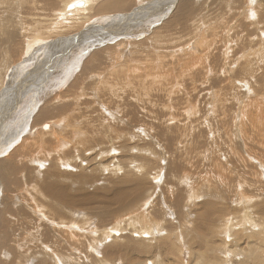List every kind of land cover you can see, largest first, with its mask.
<instances>
[{
    "label": "rangeland",
    "instance_id": "obj_1",
    "mask_svg": "<svg viewBox=\"0 0 264 264\" xmlns=\"http://www.w3.org/2000/svg\"><path fill=\"white\" fill-rule=\"evenodd\" d=\"M115 1L44 36L63 0H0V160L44 113L84 163L5 167L0 264H264V0Z\"/></svg>",
    "mask_w": 264,
    "mask_h": 264
},
{
    "label": "bare ground",
    "instance_id": "obj_2",
    "mask_svg": "<svg viewBox=\"0 0 264 264\" xmlns=\"http://www.w3.org/2000/svg\"><path fill=\"white\" fill-rule=\"evenodd\" d=\"M81 2H83V6H78L80 3H77L76 2V0H63V2H62V6H61V9L58 11V13L59 14H57L58 15V17H57V15H54V16H52V19H53V21L51 22V23H49V25H47V28L45 29L44 28V30H43V32L45 33V35L44 34H42L41 32V30L39 31V30H36V32L35 33H37L36 35H37V37L35 38V39H38L36 42H40V37L42 36V35H44V36H50L51 34L53 35V32H54V30L57 32H59L60 30H62V29H64V28H67L66 26H69V22L71 21V20H76L75 22L76 23H83V22H85L86 20H88L89 19V17H90V12H94V10L92 11V9H93V7H94V5H96L95 3L97 2V0H80ZM120 1V0H119ZM122 1V0H121ZM126 0H124V2H125ZM15 2V1H14ZM18 2V1H17ZM32 2H34V1H32ZM38 2H41V1H38ZM38 2H34V4H36V3H38ZM114 2L116 3V1L114 0ZM22 3V2H21ZM31 3V2H30ZM111 3H113V2H111ZM39 4V3H38ZM41 4V3H40ZM45 4V3H44ZM73 4H75L76 6L75 7H71V5H73ZM117 4V3H116ZM122 4V3H121ZM20 5V4H19ZM33 5V4H32ZM118 5V4H117ZM116 5V6H117ZM40 6V5H39ZM32 7V6H31ZM34 7H35V5H34ZM36 7L37 8H39L38 7V5H36ZM96 7V6H95ZM100 7H101V5H100ZM106 7V6H105ZM112 7V6H111ZM114 7H115V4H114ZM19 8V7H18ZM97 9H98V7H96ZM96 8H95V11H97L96 10ZM117 8V7H116ZM9 9V8H8ZM248 9V8H247ZM21 10V9H20ZM259 10V9H258ZM5 11V10H4ZM10 11V10H9ZM15 11H17V10H15ZM248 11V10H247ZM57 12V11H56ZM99 12H101V10L99 11ZM102 12H103V10H102ZM249 12H250V10H249ZM2 13V12H1ZM10 13H12V12H10ZM53 13H55V12H53ZM95 13V12H94ZM94 13H91V14H94ZM247 13V12H246ZM21 14V13H20ZM13 15H16V14H14L13 13ZM53 15V14H52ZM247 16H252L251 15V13H247L246 14ZM5 16H6V14H5ZM55 17H57V18H55ZM92 17V16H91ZM204 17V16H203ZM248 19H249V17H247ZM57 19V21H55ZM22 20V19H21ZM258 20L260 21V25H262V24H264L263 22H264V16L259 12V14H258ZM56 23H62L63 24V26L62 25H60L59 26V24H56ZM18 22V26H22L21 25V21H17ZM36 23V22H35ZM41 22H38V24H40ZM71 23H73V22H71ZM70 23V24H71ZM83 25V24H82ZM37 26H39V25H37ZM45 26V25H44ZM23 27V26H22ZM35 27V26H34ZM41 27V26H40ZM263 30H264V26H263V28H262ZM21 30V29H20ZM26 30V29H25ZM24 30V31H25ZM201 30V29H200ZM4 31V30H3ZM12 31V30H11ZM194 31V30H193ZM13 32V31H12ZM196 32V31H195ZM246 32V31H245ZM118 33V32H117ZM6 34H8L9 35V32L8 33H6ZM73 34V33H72ZM197 34V33H196ZM198 34H200V33H198ZM263 34H264V32H263ZM248 35V34H247ZM4 36V35H3ZM11 37V36H10ZM34 37V36H33ZM8 40V39H7ZM200 40V39H199ZM10 42V41H9ZM28 42H30V41H28ZM9 44V43H8ZM33 45H34V43H32ZM31 44V45H32ZM27 44H26V48L25 49H27ZM153 48H154V46H153ZM24 50V49H23ZM228 50V49H227ZM227 54V53H226ZM122 57V56H121ZM156 57V56H155ZM229 57V56H228ZM10 58V57H9ZM98 58V57H97ZM10 62V61H9ZM134 62V61H133ZM147 63V62H146ZM97 64V63H96ZM132 64V63H131ZM124 66H125V64H123ZM122 65V66H123ZM129 67V66H128ZM133 67V66H132ZM154 67V66H153ZM223 67V66H222ZM134 68H136V66H134ZM139 69H141V67L139 68ZM223 69V68H222ZM129 70V69H128ZM138 70V69H137ZM135 70L133 69V70H131L130 72H134ZM223 71V70H222ZM82 72V71H81ZM136 74V73H135ZM157 74V73H156ZM150 75V74H149ZM148 75V76H149ZM155 75V74H154ZM80 76V75H79ZM159 77V75H156V76H154L153 78H154V80H156L157 78ZM160 78H162V77H160ZM159 79V78H158ZM1 82V81H0ZM105 82V81H104ZM71 83V82H70ZM113 86V85H112ZM108 90H110V89H108ZM111 92V91H110ZM110 94V93H109ZM111 97V96H110ZM63 98V97H62ZM123 98V97H122ZM57 100V99H56ZM95 106V105H94ZM100 110V109H99ZM107 113L109 112L108 110L106 111ZM255 113H257V114H255L253 117H254V119H253V117H252V120H254V121H256L257 122V120H258V122H259V116H260V112L258 111V112H255ZM46 114V113H45ZM101 114V113H100ZM108 114H110V116H112V115H114L113 113H108ZM40 115V114H39ZM42 115V117H37L36 119H34L33 120V125L31 124V128L29 127L28 128V130H27V132L30 134V135H33V134H35V131H36V129H35V124H37V122H38V120L40 119V118H43L44 117V113L43 114H41ZM40 115V116H41ZM62 115H63V113H62ZM73 115V114H72ZM66 117L67 116H60L59 118V120L61 121H63L64 120V122H65V120H66ZM71 117V116H70ZM250 117V116H249ZM52 118H54V117H52ZM57 118V117H56ZM48 122H49V120H48ZM56 123H52L51 125H49V124H47V127H45V125H43L42 126V129H41V131L42 132H44L45 133V135H43L42 137H43V139L44 138H46V137H51L53 140H50V139H46L44 142L43 141H35L34 140V138L32 137V136H30L29 134H28V136H24L23 137V139H22V141L20 142V145L17 147V148H15L14 150H13V152L11 153V159L8 161V162H3L2 160H0V178L1 179H3L6 175H4V173H3V171L5 172V167L7 166V165H9V163H11V165H15V164H21L22 166H24L25 164H24V162H26V163H30L31 165H36L37 167H39V168H42V167H45L46 165V163L48 164L47 166L48 167H50V168H54L55 169V167H56V165H58V166H60V167H72L73 165H72V163H70L71 162V160L72 159H74V160H78V158H79V161H80V164H84V163H82V160L81 159H83L82 158V156L80 157L79 155H77V154H75V157L74 156H69L68 155V153H66L65 151H63V150H65V148H67V147H69L73 142H74V140H72L71 138H69V137H66V136H64V137H62L61 136V133H58L57 131H56V125H58V126H60L59 124H61V122L59 123V124H56ZM62 126H63V124H62ZM78 126V125H77ZM69 128H71L72 127V129H73V127H74V125L73 126H71V125H69L68 126ZM68 127H65L66 129L68 128ZM75 128H77V127H75ZM106 129H108V128H106ZM44 130V131H43ZM63 130V129H62ZM75 130V129H74ZM74 130L71 132V134L72 133H75L74 132ZM82 131V130H81ZM80 130H79V134L80 133H82ZM107 131V130H106ZM106 131H104V132H106ZM109 132V131H108ZM107 132V133H108ZM109 134V133H108ZM37 135V134H36ZM42 135V134H41ZM95 136V135H94ZM37 137V136H36ZM73 137V139L75 138V136H72ZM97 137V136H96ZM99 138V137H98ZM42 139V140H43ZM108 139V138H107ZM15 140V139H14ZM18 140V139H17ZM20 140V139H19ZM18 140V141H19ZM17 141V142H18ZM261 141V140H260ZM47 142V147H48V151H47V148H44V143H46ZM14 143V142H13ZM111 143V142H110ZM16 144V143H15ZM262 144V143H261ZM43 146V147H42ZM259 146H264V144H262V145H260L259 144ZM7 147V146H6ZM8 149V148H7ZM44 149H45V151H44ZM111 150H113V151H115L114 149H113V147H111L110 148ZM6 150V149H5ZM10 150V149H9ZM8 150V151H9ZM12 150V149H11ZM3 151V150H2ZM50 151V152H49ZM5 152V151H4ZM10 152V151H9ZM49 152V153H48ZM5 153H7V152H5ZM3 154V153H2ZM102 154H103V152L100 154V156H102ZM6 155H8V154H6ZM51 156H53L54 158L53 159H55V161L54 160H50V159H48V157H51ZM97 156V155H96ZM6 157H9V156H6ZM71 157V158H70ZM77 157V158H76ZM95 159V158H94ZM112 159V158H111ZM86 161H88L87 159H85ZM91 161V160H90ZM74 164V163H73ZM117 164V163H116ZM133 164V163H132ZM130 166H137L136 167V171L138 172V173H140V171H142L143 172V169L145 168L144 167V165H141V164H138V163H136V165H130ZM122 167V166H121ZM121 167H119V166H117V168H118V170H121L122 168ZM261 167V166H260ZM99 168H100V170H102L103 169V165H101V166H99ZM131 168V167H130ZM5 169V170H4ZM220 169V168H219ZM16 170H18V169H16ZM117 170V169H116ZM124 170V169H123ZM127 170H129V169H127ZM134 170V169H133ZM138 170H140V171H138ZM221 170V169H220ZM219 170V171H220ZM9 171V170H8ZM43 172H45L46 173V171H43ZM125 172V171H124ZM130 174V173H129ZM144 174V173H143ZM43 175H44V173H43ZM60 175V174H59ZM222 175V174H221ZM9 176V175H8ZM46 176V175H45ZM49 176H50V174H49ZM135 176V175H134ZM125 177H130V176H125ZM5 179V178H4ZM54 180H55V178H54ZM134 180V179H133ZM3 181V180H2ZM26 181V180H25ZM82 183V182H81ZM124 183V182H123ZM25 184V183H24ZM46 184V183H45ZM53 184V183H52ZM25 186V185H24ZM34 184L32 185V187H31V190H33L34 189ZM46 186V185H45ZM126 186V185H125ZM48 188V187H47ZM28 189V188H27ZM57 189V188H56ZM34 190H36V189H34ZM62 190V189H61ZM109 190V189H108ZM106 191H107V189H106ZM189 191V190H188ZM23 192V191H22ZM38 192V191H37ZM41 192V191H40ZM39 192V193H40ZM30 193H31V191H30ZM43 193H45L46 195H48L49 196V199H51L52 198V200H54V201H61V202H64V203H69V202H67L66 200H64L63 198H61V197H58V196H53L50 192H49V190L48 189H46V188H44V190H43ZM109 193V192H108ZM107 193V194H108ZM110 193H112V192H110ZM32 194V193H31ZM66 194V193H65ZM115 195V193H112L110 196H112V195ZM27 195V194H26ZM29 195V194H28ZM40 195V194H39ZM43 195V194H42ZM57 195V194H56ZM30 196V195H29ZM28 196V197H29ZM127 196L128 195H126V194H122V191L120 190V193H118L117 194V197L116 198H114V200L113 201H115L114 203H116V204H118L119 206H120V208L122 207V204L123 205H125L126 203H127V201H128V198H127ZM66 197V196H65ZM106 197H107V195H106ZM113 197V196H112ZM192 198H193V196H191ZM218 197V196H217ZM179 198V197H178ZM71 199V198H70ZM195 199H196V197H195ZM198 199V198H197ZM247 199V198H246ZM252 199V198H251ZM81 201V200H80ZM107 201V200H106ZM147 201V200H146ZM71 202V201H70ZM108 202V201H107ZM35 203V202H34ZM80 203V202H79ZM82 203V202H81ZM86 203V202H85ZM65 205V204H64ZM71 205V204H70ZM67 206V205H66ZM80 206V205H79ZM237 206V205H236ZM38 207V206H37ZM37 207H35L36 209H37ZM81 207H83V205L81 206ZM113 208V207H112ZM115 208V207H114ZM39 209H40V207H39ZM242 209V208H241ZM245 210H248L247 208H244V209H242L241 211H242V213H241V217H240V214H239V217H240V219L242 220V222H246V223H251L250 222V218L248 219L247 218V214H246V212H245ZM40 212V211H39ZM249 212V211H248ZM70 214L72 215V213H71V211H70ZM137 213H134V214H131V215H134L133 217V219L132 218H128L127 219V221H129V222H132L131 223V225H134L135 223H138V218H139V220L141 221V223L144 225L143 226V228H145V230L144 231H142V230H140L141 231V233L143 234V235H145V236H148V235H152L151 234V228L155 225V221H153V219L151 218V217H145L146 216V214H145V216H143V215H139L138 217H137V215H136ZM258 214H260V213H258ZM67 215V214H66ZM44 216V215H43ZM130 216V215H129ZM257 216V215H256ZM131 217V216H130ZM228 218H229V216H228ZM227 218V219H228ZM231 219V218H230ZM144 220V221H143ZM240 220V221H241ZM51 221H52V219H51ZM58 221V220H57ZM101 221V220H100ZM122 220L120 219L119 221L118 220H116V222H115V225L114 226H112V228L111 227H106V228H103V229H95V231L94 232H92L91 234H92V236H95L96 235V233H99V237H100V240L98 241V244H100L101 243V241H103L104 240V242L106 241L107 242V240H109V236H110V233L111 232H115V230H118V229H120V222H121ZM225 221V220H224ZM236 221V220H235ZM144 222H145V224H144ZM232 221H230V225L231 224H235L234 223V221H233V223H231ZM241 222V223H242ZM226 223V222H225ZM238 223V222H237ZM257 223V222H256ZM50 224V223H49ZM63 224V223H62ZM75 224H77V222L76 223H73L72 225H75ZM129 224V223H128ZM224 224V223H223ZM239 224V223H238ZM56 225V224H55ZM225 225V224H224ZM230 225H225V226H223L224 228H223V230H226V232L229 230V227H230ZM247 225V224H246ZM249 225V227H250V224H248ZM51 226V225H50ZM234 226H236V225H234ZM241 226V225H240ZM253 226V225H252ZM255 226L256 227H258L259 226V223H257V224H255ZM238 227V226H237ZM236 227V228H237ZM133 228V227H132ZM156 228H158V226L156 227ZM235 228V229H236ZM78 229V228H77ZM77 229H75V230H77ZM154 229V228H153ZM238 229V228H237ZM92 230V229H91ZM94 230V229H93ZM158 230V229H157ZM161 229L159 228V231H160ZM64 231V230H63ZM134 233H136L137 234V232L135 231V229H133L132 230ZM83 232V231H82ZM140 233V234H141ZM225 233V232H224ZM241 233V232H240ZM112 234V233H111ZM114 234H116V233H114ZM223 234V233H222ZM101 235V236H100ZM71 236V235H70ZM260 236V235H259ZM227 237V236H226ZM261 237V236H260ZM97 240L98 239H96L95 238V240H93L92 242H89V243H92V245L94 244V246H92V245H90L89 246V249H91V250H93L94 248H95V244H96V242H97ZM97 244V245H98ZM227 244V243H226ZM228 248V247H227ZM95 251V250H94ZM93 251V252H94ZM76 252V251H75ZM78 253V252H77ZM213 253V252H212ZM52 255V254H51ZM172 255V254H171ZM53 257V256H52ZM54 258H55V256H54ZM97 258H99V257H97Z\"/></svg>",
    "mask_w": 264,
    "mask_h": 264
},
{
    "label": "snow or ice",
    "instance_id": "obj_3",
    "mask_svg": "<svg viewBox=\"0 0 264 264\" xmlns=\"http://www.w3.org/2000/svg\"><path fill=\"white\" fill-rule=\"evenodd\" d=\"M76 2L80 3V0H76ZM75 6H76L75 4L71 5V7H75ZM45 127H47V125H45Z\"/></svg>",
    "mask_w": 264,
    "mask_h": 264
},
{
    "label": "water",
    "instance_id": "obj_4",
    "mask_svg": "<svg viewBox=\"0 0 264 264\" xmlns=\"http://www.w3.org/2000/svg\"><path fill=\"white\" fill-rule=\"evenodd\" d=\"M78 6H83V2L80 1V4Z\"/></svg>",
    "mask_w": 264,
    "mask_h": 264
}]
</instances>
